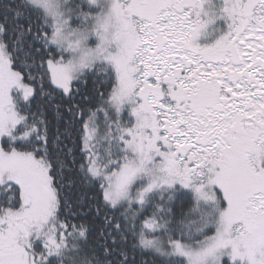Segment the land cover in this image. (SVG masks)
I'll return each instance as SVG.
<instances>
[{
  "label": "snow or ice",
  "instance_id": "6c2138e0",
  "mask_svg": "<svg viewBox=\"0 0 264 264\" xmlns=\"http://www.w3.org/2000/svg\"><path fill=\"white\" fill-rule=\"evenodd\" d=\"M0 264H264V0H0Z\"/></svg>",
  "mask_w": 264,
  "mask_h": 264
}]
</instances>
